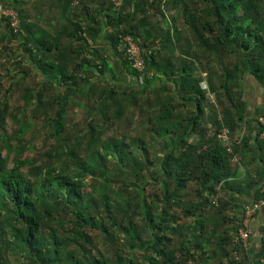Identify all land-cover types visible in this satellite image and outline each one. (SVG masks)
Here are the masks:
<instances>
[{"label": "trees", "instance_id": "1", "mask_svg": "<svg viewBox=\"0 0 264 264\" xmlns=\"http://www.w3.org/2000/svg\"><path fill=\"white\" fill-rule=\"evenodd\" d=\"M45 1L57 22L0 19V79L18 70L5 92L21 103L0 97L16 134L12 148L0 133V264H261L264 229L256 253L233 241L264 196V0ZM126 35L142 72L117 49ZM247 75L263 89L250 114Z\"/></svg>", "mask_w": 264, "mask_h": 264}, {"label": "rangeland", "instance_id": "2", "mask_svg": "<svg viewBox=\"0 0 264 264\" xmlns=\"http://www.w3.org/2000/svg\"><path fill=\"white\" fill-rule=\"evenodd\" d=\"M23 3L20 5V7H22V9L24 10V16H18L17 14L14 13L12 8H3L2 3H0V19L1 21V27H5V21L4 19L1 17V15H5L8 16L10 15V17H13V20L11 19L10 22L12 26H18L19 25V18L20 17H24L25 20H29V21H37L40 25H48V24H52L53 22H57V17L61 14V10L60 7L57 5H52L51 7L48 6L47 2L45 0H22ZM10 0H4L5 4H9ZM114 4L117 5L118 3H116L114 1ZM43 7L48 9L46 11H43ZM41 10V11H40ZM43 11V12H42ZM53 13H55L56 15H53ZM44 18V19H43ZM45 18H51L52 21H47L45 22ZM6 20V19H5ZM45 25V26H46ZM177 25L180 28L184 29V26L182 25V21L180 19H178ZM103 29H108V27L103 26ZM9 46L14 49L16 48V44H18L17 41H11L8 43ZM108 57L110 59L111 62H118L116 61L117 58L119 57L118 55H116L113 52H109ZM115 65V64H114ZM6 70L5 73L2 78L0 79V83L3 85L2 88H0V97L2 96V94L6 93L5 92V87H7V85L12 82V79H18L19 78V74L17 73V69H15V67H13V65H9V66H5ZM1 73H3V71H1ZM13 77V78H11ZM29 81L30 84V78L27 79ZM253 79H250V81ZM253 85L255 88L249 87L247 88V91L250 90V93L253 96H256L259 98V102H262V97H261V93H262V88L259 89V86L256 84L255 81H252ZM249 80H247V84L248 85ZM202 85L204 86V84L202 83ZM245 85V86H246ZM8 97V102L9 105L12 107L13 105H21V103L19 101L16 100L17 94H13L12 92H8L5 94ZM10 96V97H9ZM254 100V97H253ZM258 104V103H256ZM260 104V103H259ZM14 107V106H13ZM77 106H73L72 108H70V110H68L67 112V118L65 119V125L68 126L69 128H72L74 126V129L76 127L77 122H79V126H82L84 120H83V111L81 110V113H75V111L77 110ZM33 122H38L33 120ZM40 125V124H39ZM38 126V124H37ZM78 126V124H77ZM14 125L12 123V120L9 117L5 118V121L3 123V125L0 127V133L2 134H6V136L8 137V142L9 144L12 146V148H14L15 144H16V134L14 133ZM11 136V137H10ZM27 137H32V141H30L28 148L25 149L22 152V156H26V157H30V158H35L37 161V158L41 155V152H43V138L38 137L36 138L35 136V132H28L26 135H24L21 138V141L24 140ZM42 137H45L44 135ZM8 142H6V144H3V150L2 153L4 156H6L7 160H8V166H10L12 164V159H13V153L14 150L8 149ZM27 166H23L22 169H25ZM150 190V187H147V191Z\"/></svg>", "mask_w": 264, "mask_h": 264}, {"label": "built area", "instance_id": "3", "mask_svg": "<svg viewBox=\"0 0 264 264\" xmlns=\"http://www.w3.org/2000/svg\"><path fill=\"white\" fill-rule=\"evenodd\" d=\"M121 0H116V3H119ZM13 20V17H11ZM118 51L125 52L126 58L130 61V64L133 68H135L138 72H142L144 70L143 57L142 52L143 49L141 46L130 36H121L120 41L117 45ZM204 87V86H203ZM259 123L261 124V132L260 137L263 138V147H264V115L258 116ZM226 130L221 133L222 138H226ZM233 161H237L238 157L233 156ZM219 193L213 198V202L217 199ZM255 210H264V196L262 198L256 199L250 204V206L245 207V218L241 223V226L237 230L236 241L240 242V246L244 249L248 248L249 245V236L251 234V230L247 227L248 217L252 215ZM261 264H264V259L261 261Z\"/></svg>", "mask_w": 264, "mask_h": 264}, {"label": "crops", "instance_id": "4", "mask_svg": "<svg viewBox=\"0 0 264 264\" xmlns=\"http://www.w3.org/2000/svg\"><path fill=\"white\" fill-rule=\"evenodd\" d=\"M108 29L111 30L110 28H108ZM104 31H105V29L102 28V32H104ZM246 79L249 80V83H248V85H246V87L247 88H249V87L255 88L254 85H253V82H252V81H255L253 79V77L251 75H247ZM250 79H253V80L250 81ZM256 84L259 86V89L262 88L261 85L258 84L257 82H256ZM247 88L244 91V99L247 102L246 112H247V114H250V112L253 109V107L259 106L260 105L259 103H261V102L258 101L259 98L257 97V95L253 96L252 94H250V93H253V92H250V90L247 91ZM253 97H254V100H253ZM256 103H258V104H256ZM249 107H251V109ZM253 200H254V198H252L249 201V204H247L246 206H250V204L253 202ZM244 206H243V208H244ZM243 213H244V217L242 216L243 214L241 215L242 220H244V218H245V208L243 210ZM247 227L251 230V234H252V237H251V239L249 241L248 247L252 248L254 253H256L257 252V248L259 247L260 243H263L260 240V236H261V234H263V229H264V210H255L252 213V215L248 217ZM232 246H234V243L232 244ZM239 250L241 251V249H239ZM233 253L236 255V257H237V254H238V257H239V255H241V254H239L238 251H237V253L235 251H233ZM244 259H246L247 261L251 260V255H249V256L245 255Z\"/></svg>", "mask_w": 264, "mask_h": 264}, {"label": "clouds", "instance_id": "5", "mask_svg": "<svg viewBox=\"0 0 264 264\" xmlns=\"http://www.w3.org/2000/svg\"><path fill=\"white\" fill-rule=\"evenodd\" d=\"M114 1H116V0H114ZM119 3H120V2H119ZM119 3H118V4H119ZM118 4H117V5H118ZM140 81H141V78H140ZM12 164H13V163H12ZM12 164L10 165V167L12 166ZM242 221H243V220H242Z\"/></svg>", "mask_w": 264, "mask_h": 264}]
</instances>
